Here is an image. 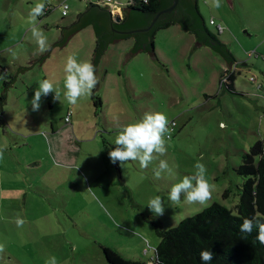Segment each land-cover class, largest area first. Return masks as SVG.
Listing matches in <instances>:
<instances>
[{"label": "rangeland", "instance_id": "1", "mask_svg": "<svg viewBox=\"0 0 264 264\" xmlns=\"http://www.w3.org/2000/svg\"><path fill=\"white\" fill-rule=\"evenodd\" d=\"M5 1L1 12L7 16L0 17V26L6 22L13 27L1 31L4 37L0 40V49L8 48L1 58L6 71L0 75V94L7 97L0 114V148L4 149L0 159L4 171L0 178V244L4 245L0 264H46L52 256L57 264H109L104 248L128 260L152 264L160 243L157 228L171 230L214 203L238 215L246 178L237 170L243 156L264 139V0H220L219 8L213 0L199 1L206 22L213 19L216 23L210 30L236 60L237 72L231 75L236 77L235 92L221 86L229 68L225 59L205 46L187 63L196 37L172 25L155 36L153 57L165 73L146 52H140L120 76L135 39L112 46L109 61L115 74L106 81L103 72L96 74L99 90L94 95L103 100L97 113L92 94L69 105L60 85L68 56L93 63V28L81 30L62 50L54 49L42 68L39 64L17 75L48 52L38 51L30 31V10L41 0ZM111 1L120 2L122 9L127 5V0ZM43 2L46 10L38 18L43 23L38 27L47 42L57 43L62 27L77 22L90 3L107 0ZM64 4L69 7L65 16ZM219 24L223 33L217 29ZM9 40L17 45L10 48ZM60 60L63 64L57 65ZM231 76L227 75L228 82ZM44 79L52 80L61 94L59 100L54 94L42 97L40 109L34 111L31 100ZM151 112H162L170 123L176 122L167 154L161 157L174 166L175 179L166 174L154 178L152 170L158 161L147 169H141L138 162L123 166L110 162L108 153L115 147L119 130ZM5 120L7 125L2 126ZM197 162L205 165L206 179L215 185L211 200L199 206L188 205L182 198L179 205H170L171 186L194 175ZM157 195L166 206L163 216L147 208ZM18 219L24 221L22 226H17Z\"/></svg>", "mask_w": 264, "mask_h": 264}, {"label": "trees", "instance_id": "2", "mask_svg": "<svg viewBox=\"0 0 264 264\" xmlns=\"http://www.w3.org/2000/svg\"><path fill=\"white\" fill-rule=\"evenodd\" d=\"M199 1L179 0L176 9L170 14L162 15L149 32L131 35L120 33L148 28L156 15L172 6L173 0H128L120 23L113 21L108 7L90 3L87 10L78 16V21L70 27L68 36L86 27L93 28L96 47L92 64L96 72L109 47L123 39H135L131 56L142 51L155 56L157 32L172 25H180L183 30L196 37L199 46L212 47L229 59L230 66L233 65L235 58L210 30L199 8ZM235 80L236 77L231 76L230 82L224 83L223 88L235 92ZM94 97L95 106L101 107L102 99L96 95ZM5 102L6 94H0L1 108ZM237 173L246 178L241 189L238 215L221 204L214 203L195 216L181 221L171 230L157 228L160 243L155 250L153 264H202L199 254L205 249L214 253L211 264H264V244L257 239L259 229L254 227L251 235L239 231L244 218H255L264 223V139L258 141L243 156ZM104 254L109 264H143L128 260L109 248H104Z\"/></svg>", "mask_w": 264, "mask_h": 264}, {"label": "clouds", "instance_id": "3", "mask_svg": "<svg viewBox=\"0 0 264 264\" xmlns=\"http://www.w3.org/2000/svg\"><path fill=\"white\" fill-rule=\"evenodd\" d=\"M213 4L216 8L221 6L220 0H213ZM67 8V4L62 6L65 12ZM45 10L46 3L41 0V2H37L31 8L29 14L30 31L36 42L38 51L41 53L48 51L47 36L38 27V18L45 14ZM110 12L112 14L111 9ZM63 71L65 73L63 96L69 105L75 106L82 98L90 97L93 89L99 83L95 66L91 62L78 61L75 55L67 57ZM223 84L221 83L222 88ZM50 94H54V99L59 100L61 92L52 80L44 79L40 81L31 100L33 110L38 111L41 106V98L47 97ZM169 124L170 121L166 114L151 112L145 113L143 118L138 122L126 125L119 130L114 141L115 147L108 153L110 162L114 165L119 163L121 166L129 162H138L141 169H147L154 161H158V166L152 170L154 178L161 179L166 174L168 177L175 179L176 171L174 166H170L167 160L161 159V157L167 154V141L170 139L171 133ZM3 155L4 149L0 148V159H3ZM194 168V175L184 176L179 182L171 186L168 194L170 205H179L182 198L183 202L188 205L199 206H205L211 200L215 185L206 179L205 174L207 169L205 165L197 162ZM91 190L89 188L87 191L90 192ZM101 206L103 207V205ZM165 207L163 199L158 195L151 198L147 204V208L155 216H163ZM16 223L19 227L23 225L24 221L18 219ZM254 227L259 229L257 239L260 243L264 244V223L256 221L255 218H244L239 231L246 235H251ZM3 251L4 245L0 244V252ZM199 256L202 264H211L214 253L211 250L205 249L200 252ZM46 264H57L56 257H50L46 260Z\"/></svg>", "mask_w": 264, "mask_h": 264}, {"label": "crops", "instance_id": "4", "mask_svg": "<svg viewBox=\"0 0 264 264\" xmlns=\"http://www.w3.org/2000/svg\"><path fill=\"white\" fill-rule=\"evenodd\" d=\"M101 3H103V2H101ZM118 3H120V2H117V3H113V4H111V6L109 5V4H107V3H104L103 4V6H106V7H108L109 9H111L112 10V16H114V14L115 13H118V14H120V16L123 18V9H122V6H121V4H118ZM127 3H128V0H127ZM5 4H6V1L5 0H0V17H4V16H7L5 13H3V12H1V10H2V8H4V6H5ZM90 5V4H89ZM88 5V6H89ZM100 5H102V4H100ZM119 6V7H118ZM88 8V7H87ZM116 8H118V10H115ZM81 13H83V12H81ZM81 13H79V15L81 14ZM13 14V13H12ZM78 15V16H79ZM65 16V15H64ZM42 20H39V23L41 22ZM114 21V20H113ZM41 24H43L42 22H41ZM209 24V23H208ZM47 27H48V25H46ZM209 26H211L210 24H209ZM1 27V29H0V40L4 37V35L1 33V31H9V28H12L13 26L11 25V26H8L7 25V23L5 22L2 26H0ZM57 28H58V30H60V26H57ZM67 28H70V27H62L61 28V32H62V30L63 29H67ZM224 31H225V29H224ZM223 31V32H224ZM79 32H81V31H79ZM78 32V33H79ZM78 33H76V34H78ZM76 34H74V35H76ZM46 35V34H45ZM74 35H72V37L74 36ZM71 37V38H72ZM70 38V39H71ZM70 39H69V41H70ZM68 41V43L66 44V46L70 43ZM197 41V40H196ZM9 42V47L11 48V47H15L17 44H16V41H14V40H9L8 41ZM58 42V41H57ZM56 42H54V40H50V41H48L47 42V45H48V49L52 46V45H54ZM11 44H14L13 46L11 45ZM95 45H96V43H95ZM112 46H113V44L109 47V49L107 50V52H106V54L103 56V58L101 59V61H100V64H99V66H98V69H97V72H96V74L97 73H101V72H103V79H105L104 81H106V78H108V77H110L111 75H114L115 74V67H114V65L109 61L110 60V56H111V54H112ZM8 49V48H7ZM6 48H5V46H3L1 49H0V75H2V73H5V71H6V69H4L3 68V66H2V62H1V58H2V56H4V58H5V52H7L8 50H7ZM54 49H56V48H54ZM53 49V50H54ZM95 49V48H94ZM53 50L50 52V54H49V56L51 55V53H53ZM93 58V57H92ZM48 61L49 60H46L45 61V63H44V65H46L47 63H48ZM121 61V60H120ZM63 62L64 61H62V60H60V61H58L57 62V65L58 64H63ZM64 64H65V62H64ZM106 64V65H105ZM118 66H120L119 64H117ZM58 69V68H57ZM62 69H64V67L62 66ZM118 71H120L119 69H118ZM8 73V72H7ZM61 73V72H60ZM119 75L120 76H122V73L121 72H119ZM15 79V78H14ZM16 79H17V77H16ZM17 81V80H16ZM15 83V82H14ZM13 83V84H14ZM63 83V81H61V83H60V85ZM12 84V85H13ZM15 86V85H14ZM62 88H63V86H62ZM64 90V89H63ZM7 104V97H6V102H5V104L2 106V108L0 107V114L2 115L3 114V112H4V107H5V105ZM102 106H103V100H102ZM101 106V107H102ZM101 107H96V109H95V112L97 113L98 112V109L99 108H101ZM50 109H54V107L51 105V107H50ZM58 109H60V107L58 108ZM62 109V108H61ZM68 109L69 108H67V113H68ZM3 119V118H2ZM51 120H53V119H51ZM2 123V126H5V125H7V121L5 120V121H2L1 122ZM61 123H62V118H61ZM65 125L66 126H68L69 125V122H66L65 121ZM77 127H81V124L79 123L78 125H77ZM52 128L54 129V126H52ZM37 135V134H36ZM17 136L19 137L20 135L19 134H17ZM0 172H2V173H0V178L3 176V172L4 171H2V168H0ZM1 183V182H0Z\"/></svg>", "mask_w": 264, "mask_h": 264}, {"label": "water", "instance_id": "5", "mask_svg": "<svg viewBox=\"0 0 264 264\" xmlns=\"http://www.w3.org/2000/svg\"><path fill=\"white\" fill-rule=\"evenodd\" d=\"M178 3H179V0H173V4H172V6L169 7L168 9L163 10V11L160 12L158 15H156L155 18H154L153 21H152V24H151L148 28L141 29V30H135V31H133V32H126V33L123 32V33H120V34L131 35V34L140 33V32H149V31L154 27V25L156 24V22L158 21V19H159L162 15H164V14H170V13H172V12L176 9V7L178 6ZM113 20H114L115 23H120L121 20H122V17L120 16V14L115 13V14H114V18H113ZM182 29H183V28H182ZM69 30H70V28L63 29V30H62V33H61V36H60V40H59L57 43H55L54 45H52V46L49 48L48 52H47V53H46V54H45L40 60H38L37 62H32V63L28 64L29 67H28V68H22V69L19 71V73H18L17 75H24L27 71L33 69L34 67H36V66L39 65V64H41V68H42L43 65H44V63H45V61L49 58V54H50V52H51L54 48H60L61 50H62L63 48H65V46H66V44L68 43L69 39L72 37V36H70V37L68 36ZM184 31H185V30H184ZM117 43H118V42L114 43L113 45H116ZM200 47H205V45H204V46H199V45L197 44V41H196L195 46L193 47V49L191 50V52H190V54H189V56H188L187 63L189 62V59H190V57L193 55V53H194L197 49H199ZM207 47L211 48V49L214 50L216 53H218L220 56H222V57L225 59L227 65H228V67H229V69L231 70V66H230V64L228 63V60H229L228 58L224 57L222 54H220L218 51H216V50L213 49L212 47H210V46H207ZM142 52H144V51H142ZM146 53L149 55L151 61H152L153 63H155V64L159 67L160 71H161L162 73H165L164 70H163V69H162V68L156 63V61H155L153 55L150 54V53H148V52H146ZM135 56H136V55H135ZM135 56H131V51L125 55L124 60H123V63H122L121 73H123L125 65H126L131 59H133ZM15 80H16V78L12 81L11 84H13V83L15 82ZM98 90H99V84H98V86L93 90L92 95L94 96V94H95Z\"/></svg>", "mask_w": 264, "mask_h": 264}, {"label": "built area", "instance_id": "6", "mask_svg": "<svg viewBox=\"0 0 264 264\" xmlns=\"http://www.w3.org/2000/svg\"><path fill=\"white\" fill-rule=\"evenodd\" d=\"M144 1L147 2V0H144ZM106 3L109 4V5L111 6V4H113L114 2L111 1V0H107ZM68 9H69V7L67 8L66 12L63 10V15H66V14H67ZM209 24H210L211 26L216 25V23H215V21H214L213 19H210ZM217 29H218L219 33H223V31H224V28H223V26H222L221 24L217 25ZM237 67H238V66L233 65V66H231V70H230V69L227 70V72H226L225 75H224L225 78L223 79V83L228 82V81L226 80L227 75H228V76H231V75H233V74H235V73L237 72ZM252 78H253V77H252ZM68 121H69V116L67 117V122H68ZM169 127H170L171 131H173L174 127H176V122H175V121L171 122V123L169 124ZM152 264H153V263H152Z\"/></svg>", "mask_w": 264, "mask_h": 264}]
</instances>
